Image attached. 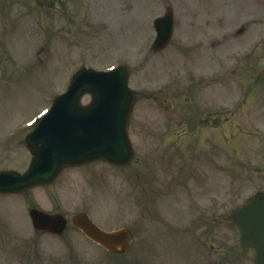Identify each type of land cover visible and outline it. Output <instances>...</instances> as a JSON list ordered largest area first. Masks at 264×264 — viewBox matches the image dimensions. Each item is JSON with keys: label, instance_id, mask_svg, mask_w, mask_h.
I'll return each instance as SVG.
<instances>
[{"label": "rangeland", "instance_id": "1", "mask_svg": "<svg viewBox=\"0 0 264 264\" xmlns=\"http://www.w3.org/2000/svg\"><path fill=\"white\" fill-rule=\"evenodd\" d=\"M172 1L0 0V134L18 128L50 105L82 65L104 69L117 61L126 64L130 87L139 94L130 114L135 159L128 167L95 163L68 168L42 189L0 198V222H4L0 226V264H255L253 253L241 249L238 229L229 218L241 202L258 191L264 192V80L258 73L255 90L247 96L245 88L250 76L235 90L222 91L225 96L218 91L211 97L206 95L210 87L204 84V76L205 71L217 67V57L227 63L232 61L231 47H223L224 29L236 33V38H227L237 42L232 44L235 55H240L237 47L244 44V35L250 40H264V5L251 6L248 14L235 9L231 17L216 7L213 16L222 19L212 29L196 25L187 31L192 50L198 52L189 68L200 73L190 83L182 57H171L165 50L157 54L151 49L155 38L153 21ZM181 1L184 4L179 14L184 16L185 1L187 7L189 3ZM224 14L231 22L229 28L224 27ZM233 15H237L236 19ZM10 21L15 22L16 30ZM243 22L246 27L239 33ZM105 24L118 27L126 35L117 40L109 31L100 46L95 44L98 29ZM182 33L186 35L185 30ZM261 47L257 48L259 55L253 61V70L256 63L258 69L264 65ZM174 72L178 73L177 79ZM178 86L187 91L199 113L204 104L221 99L226 108L242 97L249 102L236 110L235 117L244 128L235 138L237 148L213 154L217 160L225 161L224 174H215L208 180L212 184L199 187L196 182L184 190L171 185L181 175L180 165L170 163L175 156L167 147L171 138L165 137L164 149L159 146L161 136L169 134L170 119L190 117L189 104L176 99ZM90 99L85 95L81 102L85 104ZM253 117V123L248 124L246 120ZM181 127L185 129L186 125ZM253 127L257 133L252 135ZM203 133L194 138L196 147L207 141ZM186 153L184 164L195 154L191 148ZM19 154L29 158L27 152ZM8 158L7 155L2 160ZM19 164L21 168L27 165ZM31 206L66 215L69 224L64 237L53 240L37 236L28 214ZM80 211L89 212L107 229L130 227L134 241L127 254L114 256L98 247L85 246L70 221ZM2 229L8 234L2 236Z\"/></svg>", "mask_w": 264, "mask_h": 264}, {"label": "water", "instance_id": "2", "mask_svg": "<svg viewBox=\"0 0 264 264\" xmlns=\"http://www.w3.org/2000/svg\"><path fill=\"white\" fill-rule=\"evenodd\" d=\"M124 75L121 71L101 75L84 71L76 78L67 96L59 100L64 121L45 131L43 139V146L46 143L56 146L60 152L59 167L96 156L110 159L117 153L124 141L127 116L133 102L126 89ZM86 91L93 93L94 101L85 120L100 119L93 127L91 122L80 125L71 123L84 115L78 106L80 96ZM54 115L49 116L44 124L54 119ZM112 135L113 138L103 144L104 139ZM241 211L240 227L244 245L257 251L258 247L264 245V203L258 199Z\"/></svg>", "mask_w": 264, "mask_h": 264}]
</instances>
